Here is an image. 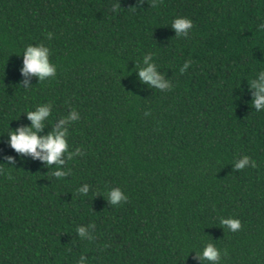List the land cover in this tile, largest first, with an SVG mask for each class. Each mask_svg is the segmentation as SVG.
I'll list each match as a JSON object with an SVG mask.
<instances>
[{
    "label": "trees",
    "instance_id": "trees-1",
    "mask_svg": "<svg viewBox=\"0 0 264 264\" xmlns=\"http://www.w3.org/2000/svg\"><path fill=\"white\" fill-rule=\"evenodd\" d=\"M153 3L0 0V264H77L81 255L88 264H199L207 243L220 264H264V112L247 84L264 69V0ZM179 16L194 24L186 39L171 29ZM38 43L56 77H29L25 91L17 55ZM147 53L170 91L139 83L135 63ZM44 103L53 123L80 115L68 143L83 155L60 180L7 143ZM245 155L256 167L235 170ZM112 188L128 201L109 205ZM221 218L240 230L222 229ZM89 224L95 239H80L75 229Z\"/></svg>",
    "mask_w": 264,
    "mask_h": 264
},
{
    "label": "clouds",
    "instance_id": "clouds-1",
    "mask_svg": "<svg viewBox=\"0 0 264 264\" xmlns=\"http://www.w3.org/2000/svg\"><path fill=\"white\" fill-rule=\"evenodd\" d=\"M143 0H138V4H142ZM155 7V0L153 3ZM116 11L115 8L112 9ZM194 28L193 21L187 17H175L171 23V29L175 32V38H188ZM257 31L264 32V23L257 25ZM47 39H52V33H47ZM22 68L20 74L24 77V90L28 91L33 87L28 86V78L35 77L39 83L46 80L54 79L57 73V66L50 60L51 51L44 43L29 44L21 54ZM190 67L189 62H185L180 68L181 74L185 73ZM135 73L139 83L148 86L150 89L159 90L161 92L170 91L173 87L170 80H164L162 74L154 60L153 53H147L142 57L140 62L135 63ZM248 91L251 93V106L256 112H264V69L259 70L253 79L247 81ZM52 104L44 103L37 105L34 110L26 112L25 116L30 122L28 126L19 127L15 131H11L8 136V146L21 158L30 157L33 161H39L45 168L51 169V175L57 179H63L69 175V171L64 168L69 160L74 157L82 156L80 148L75 151L70 150L68 143L70 126L80 119V115L74 109L69 111L67 116L58 118L54 123L51 120ZM147 115V113H146ZM46 127H51V131L41 135ZM9 165L15 164L13 157H6ZM4 165V164H0ZM234 169L242 171L247 167H256V162L251 160L247 155L240 158L234 163ZM3 171V169H0ZM9 179L11 177L9 176ZM90 187L84 184L78 189L82 196L89 194ZM95 195V193H93ZM107 201L111 206H118L128 201L120 188H112L106 193ZM220 225L222 229L229 232H237L241 228V223L234 218H221ZM95 228L94 224L87 227L79 226L75 229L77 236L82 240H93L91 230ZM195 259L199 264H220L221 253L215 246V243H207L201 252L196 253ZM77 264H88L85 255H81Z\"/></svg>",
    "mask_w": 264,
    "mask_h": 264
}]
</instances>
